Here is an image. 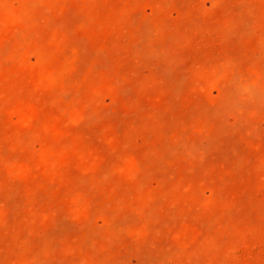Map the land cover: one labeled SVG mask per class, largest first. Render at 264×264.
Here are the masks:
<instances>
[{
	"label": "rangeland",
	"instance_id": "374dc122",
	"mask_svg": "<svg viewBox=\"0 0 264 264\" xmlns=\"http://www.w3.org/2000/svg\"><path fill=\"white\" fill-rule=\"evenodd\" d=\"M0 264H264V0H0Z\"/></svg>",
	"mask_w": 264,
	"mask_h": 264
}]
</instances>
